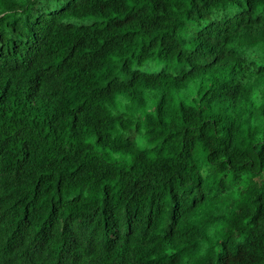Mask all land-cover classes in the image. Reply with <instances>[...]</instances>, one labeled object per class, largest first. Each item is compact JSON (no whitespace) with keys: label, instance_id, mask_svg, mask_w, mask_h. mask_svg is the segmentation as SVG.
<instances>
[{"label":"trees","instance_id":"obj_1","mask_svg":"<svg viewBox=\"0 0 264 264\" xmlns=\"http://www.w3.org/2000/svg\"><path fill=\"white\" fill-rule=\"evenodd\" d=\"M0 264H264V0H0Z\"/></svg>","mask_w":264,"mask_h":264}]
</instances>
